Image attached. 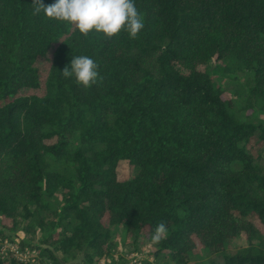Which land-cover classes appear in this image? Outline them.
I'll return each mask as SVG.
<instances>
[{"label":"trees","instance_id":"16d2710c","mask_svg":"<svg viewBox=\"0 0 264 264\" xmlns=\"http://www.w3.org/2000/svg\"><path fill=\"white\" fill-rule=\"evenodd\" d=\"M33 3L0 0V264H95L117 228L138 244L161 221L156 257L264 264V0H135L144 28L111 40ZM80 55L88 89L62 76Z\"/></svg>","mask_w":264,"mask_h":264},{"label":"clouds","instance_id":"9594fccd","mask_svg":"<svg viewBox=\"0 0 264 264\" xmlns=\"http://www.w3.org/2000/svg\"><path fill=\"white\" fill-rule=\"evenodd\" d=\"M32 12L33 15L43 12L49 19L66 23L86 38L95 32L111 40L126 31L131 39H137L144 28L135 0H55L47 6L43 0H34ZM98 67L87 55L75 56L71 61V68L65 66L62 76L66 79L74 77L77 85L88 89L103 80ZM167 231L165 222H158L152 241H161L166 237Z\"/></svg>","mask_w":264,"mask_h":264},{"label":"rangeland","instance_id":"374dc122","mask_svg":"<svg viewBox=\"0 0 264 264\" xmlns=\"http://www.w3.org/2000/svg\"><path fill=\"white\" fill-rule=\"evenodd\" d=\"M219 62L213 60L207 65H202L203 69H212V67ZM219 81L228 88V94H231L233 90L236 91V82L238 80L243 81L244 76L241 75L238 79L233 78V74H220L218 75ZM240 93H236L235 97H238ZM238 101V99L236 98ZM261 116H264V111L261 113ZM133 165L130 163L121 161L118 165L120 171V178H125L134 175V170L131 168ZM23 236V233H21ZM131 237L125 234L123 229L117 228L116 238L114 239V245L108 256L102 258H96L95 264H112L113 262H118L121 260H128L129 263H133L138 259L148 258L150 260L156 261L157 264H175L174 260L166 257L165 255L155 256L153 251L155 250V243L152 239H143L138 242V244H131ZM12 251L13 254L23 261L32 263L35 260L37 255L36 251H32L29 247H25V250L20 249L17 243L6 240L1 247V252L6 254L8 251ZM18 250L20 254L15 251ZM61 255V254H60ZM193 261L203 262L206 264L208 261V254L206 251L201 250L200 252L194 254Z\"/></svg>","mask_w":264,"mask_h":264},{"label":"built area","instance_id":"2783aa9c","mask_svg":"<svg viewBox=\"0 0 264 264\" xmlns=\"http://www.w3.org/2000/svg\"><path fill=\"white\" fill-rule=\"evenodd\" d=\"M16 253L20 254V252L18 250L15 251Z\"/></svg>","mask_w":264,"mask_h":264}]
</instances>
